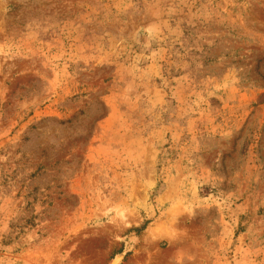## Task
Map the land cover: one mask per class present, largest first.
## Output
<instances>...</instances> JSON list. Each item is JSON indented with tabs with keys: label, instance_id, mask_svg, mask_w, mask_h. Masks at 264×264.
I'll return each mask as SVG.
<instances>
[{
	"label": "rangeland",
	"instance_id": "obj_1",
	"mask_svg": "<svg viewBox=\"0 0 264 264\" xmlns=\"http://www.w3.org/2000/svg\"><path fill=\"white\" fill-rule=\"evenodd\" d=\"M0 264H264V0H0Z\"/></svg>",
	"mask_w": 264,
	"mask_h": 264
}]
</instances>
